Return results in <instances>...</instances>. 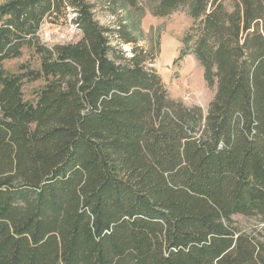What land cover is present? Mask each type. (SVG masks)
<instances>
[{"label": "trees", "instance_id": "trees-1", "mask_svg": "<svg viewBox=\"0 0 264 264\" xmlns=\"http://www.w3.org/2000/svg\"><path fill=\"white\" fill-rule=\"evenodd\" d=\"M186 5L207 109L172 98L128 25L101 24L89 0L0 1V264H264L234 218L264 222V0L151 12ZM71 15L79 40H41ZM25 47L40 67L10 72ZM26 79L45 81L35 102Z\"/></svg>", "mask_w": 264, "mask_h": 264}, {"label": "rangeland", "instance_id": "rangeland-1", "mask_svg": "<svg viewBox=\"0 0 264 264\" xmlns=\"http://www.w3.org/2000/svg\"><path fill=\"white\" fill-rule=\"evenodd\" d=\"M3 1V0H0ZM94 4L95 16L106 26L116 27L126 23L137 38V44L143 47L154 67L161 75L172 98L187 105H200L204 109L215 96V88H210L204 79V70L193 53H184L189 43L184 39L196 33L194 18L188 5L167 16H155L151 7L157 0H140L142 9H135L122 0L114 12L112 0H89ZM72 15L66 21L52 23L46 20L40 28L41 40L47 45L77 41L82 36L81 30L72 22ZM133 43L121 44V47L132 55ZM22 65L28 68H39L40 58L32 48L25 47L22 55L5 61L10 72L22 71ZM44 79L24 80L22 90L25 99L35 102L37 91L44 85ZM236 222L245 232H254L264 240V222L255 216L236 215Z\"/></svg>", "mask_w": 264, "mask_h": 264}]
</instances>
